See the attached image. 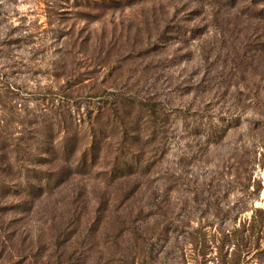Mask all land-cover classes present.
<instances>
[{"label": "rangeland", "instance_id": "1", "mask_svg": "<svg viewBox=\"0 0 264 264\" xmlns=\"http://www.w3.org/2000/svg\"><path fill=\"white\" fill-rule=\"evenodd\" d=\"M0 264H264V0H0Z\"/></svg>", "mask_w": 264, "mask_h": 264}]
</instances>
